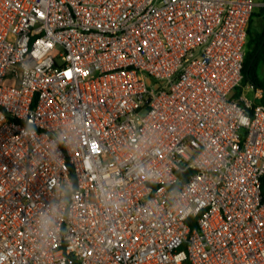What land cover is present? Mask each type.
Listing matches in <instances>:
<instances>
[{
    "label": "built area",
    "instance_id": "1",
    "mask_svg": "<svg viewBox=\"0 0 264 264\" xmlns=\"http://www.w3.org/2000/svg\"><path fill=\"white\" fill-rule=\"evenodd\" d=\"M262 7L0 0V264H264Z\"/></svg>",
    "mask_w": 264,
    "mask_h": 264
},
{
    "label": "trees",
    "instance_id": "2",
    "mask_svg": "<svg viewBox=\"0 0 264 264\" xmlns=\"http://www.w3.org/2000/svg\"><path fill=\"white\" fill-rule=\"evenodd\" d=\"M259 17L261 20L260 32H253V17ZM250 21L249 39L247 43V55L243 69V84L250 82L264 91V78L261 74L264 66V7L260 9L259 14H254ZM264 102V98L260 100ZM264 194V179H263Z\"/></svg>",
    "mask_w": 264,
    "mask_h": 264
},
{
    "label": "rangeland",
    "instance_id": "3",
    "mask_svg": "<svg viewBox=\"0 0 264 264\" xmlns=\"http://www.w3.org/2000/svg\"><path fill=\"white\" fill-rule=\"evenodd\" d=\"M257 1H259V2H261V3L264 4V2H263L264 0H257ZM258 13H260V10L259 9L256 10L255 14H258ZM259 24H260L259 17H256V16L253 17L252 26H253L254 30H258L259 29ZM261 74H262V76L264 78V66L262 67ZM150 81L153 82L152 79ZM249 84H250V82L246 83L245 85L243 84L242 86L245 87L246 85H249ZM0 119H1V113H0Z\"/></svg>",
    "mask_w": 264,
    "mask_h": 264
},
{
    "label": "crops",
    "instance_id": "4",
    "mask_svg": "<svg viewBox=\"0 0 264 264\" xmlns=\"http://www.w3.org/2000/svg\"><path fill=\"white\" fill-rule=\"evenodd\" d=\"M257 1V0H256ZM259 2V1H258ZM264 2V1H263ZM261 9V8H260ZM259 9V10H260ZM259 14V13H258ZM260 19V18H259ZM260 28H261V20H260V24H259V29L258 30H254L253 26H252V30L253 32H260Z\"/></svg>",
    "mask_w": 264,
    "mask_h": 264
}]
</instances>
